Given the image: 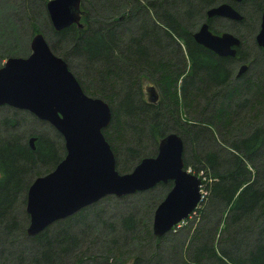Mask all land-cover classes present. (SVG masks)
<instances>
[{
    "label": "trees",
    "instance_id": "trees-1",
    "mask_svg": "<svg viewBox=\"0 0 264 264\" xmlns=\"http://www.w3.org/2000/svg\"><path fill=\"white\" fill-rule=\"evenodd\" d=\"M228 1L100 0L101 12L95 9L96 15H88L83 11L81 28L70 25L55 32L50 25L57 42L69 43L68 51L61 54L81 59L78 73L68 67L82 90L109 103L111 121L102 132L114 153L116 170L126 173L143 157L155 155L160 138L175 130L183 140L184 169L202 170L211 181H202L206 195L197 208L202 217L198 226L191 224L156 237L150 217L149 223L139 227L138 220L127 214L120 220L122 235L110 234V246L99 260L76 252L80 238L71 231L74 221L94 205L54 222L35 236L25 232V212L19 229L38 248L30 264H122L126 254H119V248L129 237L136 252L131 264H162L158 255L164 241L171 249L163 264H264V52L257 46L261 54L252 59L257 74L234 79L228 69L235 58L218 57L192 37L205 9ZM249 2L258 27L264 0ZM237 54L246 61V53L239 48ZM143 78H150L162 92L158 104L146 103L140 87ZM3 120L0 264H22L21 252L9 245L18 228L11 207L30 185L29 177L52 170L61 157L59 143L48 135L36 131L24 135L15 131L17 120ZM30 136L36 137L34 149L28 144ZM151 144L154 149L150 152L145 148ZM59 149L64 150L63 145ZM207 209L218 216L214 233L204 221ZM253 228L255 237L245 243L244 235ZM108 229L114 233L112 225ZM8 234L10 238L4 239Z\"/></svg>",
    "mask_w": 264,
    "mask_h": 264
},
{
    "label": "water",
    "instance_id": "water-1",
    "mask_svg": "<svg viewBox=\"0 0 264 264\" xmlns=\"http://www.w3.org/2000/svg\"><path fill=\"white\" fill-rule=\"evenodd\" d=\"M80 3L81 0H48L46 11L52 28L61 31L72 24L82 27ZM206 17L243 19L227 2L208 8ZM193 38L220 57L234 56L241 43L230 32H212L207 22L199 26ZM255 42L264 51V8ZM30 50L24 58L8 57L0 67V105L28 111L50 124L63 138L65 155L27 188L26 234L35 236L105 196L122 197L168 182L171 187L153 212V235L162 237L188 218L201 200V181L184 169L182 138L175 133L164 135L155 155L143 157L130 172L119 173L102 132L111 121L107 102L84 93L65 60L51 51L42 33L33 35ZM245 68L241 66L240 72ZM149 88L147 101L154 103L157 95H152L154 87ZM35 140V136L28 139L32 149Z\"/></svg>",
    "mask_w": 264,
    "mask_h": 264
},
{
    "label": "rangeland",
    "instance_id": "rangeland-1",
    "mask_svg": "<svg viewBox=\"0 0 264 264\" xmlns=\"http://www.w3.org/2000/svg\"><path fill=\"white\" fill-rule=\"evenodd\" d=\"M47 1L48 0H0V66L6 61L8 57H22V58L27 57L31 51L30 41L33 35L35 33L40 32L43 34L51 51L57 56L58 55H60L61 57L63 56V58H65L64 59L65 62L69 67L71 66V68L73 69L72 71L74 73L75 71L76 73H78L79 70H81V66H82L81 59H77V58L70 59V57L65 56L66 53H63V55L61 54L62 52H67L68 49L70 48L67 40L57 42V40L53 38L51 35V29H49L51 24L48 20L46 8L44 10ZM249 1L250 0H245V1L229 0L227 2L230 3L237 11H239V13H241L244 16V20L242 21V23L233 22L227 18H221V17L211 18L209 20L210 27L215 31L230 32L241 38L242 44L239 49L241 50L242 53L243 52L246 53L245 60L247 61V64L250 63L251 66L249 67V70L245 73V75H243L246 77L254 76L255 74L258 73L257 64L255 65L256 62H253L252 59H254V57L256 59L258 56L257 54L259 53L261 54L255 42V35L258 32L259 25L257 27V24L255 22V16L253 14V7ZM99 5H100V0H82L81 9L83 11L84 10L87 11L88 15H94V14L96 15L98 12L95 11V9L100 11ZM181 8L179 10H183V7ZM207 9H205V11ZM205 11H204V17L202 18L199 17L200 24L205 19ZM46 20H48L49 23H47ZM132 25L133 27L131 28L130 31H132L135 26V24ZM198 27L199 26H196L194 28V31L197 30ZM34 29H37L38 32H34ZM120 32L125 33V30L120 29ZM135 33L137 32L135 31ZM59 46H61V50L59 49ZM149 85L156 87V91H157L156 93L158 94L157 86L151 81H149L147 78H143L142 80H140V87L144 98L147 92L146 87H148ZM104 101L107 102L106 100ZM157 102L156 104L159 103ZM107 104L109 105L108 102ZM153 105H155V103H153ZM25 112L28 111L15 109L7 105H0V134L2 136L5 134V126L3 119L5 117H8L17 120V122L19 123L15 131L19 133H23L24 135L33 131L44 133L48 135L49 138L54 141V143H59L60 145H63V138L61 141L57 138V136L55 135L54 128L51 125H49L47 122H43L39 120L30 112L28 113H30L31 115H28ZM176 132L177 131L172 130L168 133L177 134ZM58 140L60 142H58ZM59 144L57 149L62 159L65 155V149L64 150L59 149ZM145 149L151 152L153 151L154 147H152L151 144V146L148 145ZM117 155L118 157H120L119 160L123 158V154H121L120 151L118 152ZM186 170H190V169H186ZM47 173H43L42 175H45ZM119 173H125V172H119ZM36 177H33V175H31L28 181L32 182ZM169 183H166V185L168 186ZM169 189L170 186H168L167 188L154 186L151 189L141 192H135L133 194L125 195L122 197H115L114 195H108L97 201L95 204H93L94 205L93 207H89L90 208L89 211L83 213L82 216L77 218L73 223L74 227L71 229V231L75 233L78 238H80V241L75 249L76 252L79 251L85 252L83 256L86 255L87 257L91 255L94 257H98V260L99 258H102L104 256L105 249L110 246V241H109L110 234L111 236H113L115 233L122 235V233L120 232L121 231L120 220L123 217H125L127 214H131L133 215L134 218L138 220L139 227L141 224L143 226L144 224L149 223L148 222L149 217L151 219L150 222H152V216L156 206L158 205V203H160L163 200ZM26 191L27 189L24 192L18 194L15 202L13 203V206L11 207L12 208L11 217H13V219L15 220L16 224L18 225V228H15V232L12 234V236L9 234L8 237L7 235L4 236V239H9L10 236L14 237L12 239L14 241H11L13 243H9V245H11L15 249V252L16 251L21 252V254L23 255L22 264H30V260L32 259V257L35 256L34 254L38 255L37 254L38 248H36L35 245L27 241L26 238L24 237V233L22 232L21 229H19L24 222L23 213L25 214L26 212L25 211ZM202 192L205 193V190L203 189ZM154 201L156 202L154 203ZM217 218L218 216L216 212L207 209L206 217L204 221H206V226L208 225L209 227L214 228L212 230V233H214L215 231L214 226L217 223ZM201 221H202V217L200 218L199 211L198 209H196L195 212L191 214V219L188 223L178 224V227L173 228V230L191 226V224L198 226L199 223H201ZM109 225L113 226L114 233L108 229ZM219 233H220V227L218 228L216 233L217 238ZM254 233L255 231L253 228L252 231L247 232L244 235L246 238L245 243L250 242L248 239L252 240L255 237ZM168 243H169L168 241L163 242L162 245L163 249L161 250L160 255H158V256H162V258L160 257V259H162V264L164 263V261L169 260L170 257L171 248L169 247V245H167ZM133 250H134L133 241L132 238L129 237L128 239H126V242L124 241V243L120 245L119 248V254H124V255L126 254V259L123 260L122 264L132 263L134 259V253H136L134 252L135 250L134 251ZM68 258L72 259L73 255L68 256Z\"/></svg>",
    "mask_w": 264,
    "mask_h": 264
},
{
    "label": "flooded vegetation",
    "instance_id": "flooded-vegetation-1",
    "mask_svg": "<svg viewBox=\"0 0 264 264\" xmlns=\"http://www.w3.org/2000/svg\"><path fill=\"white\" fill-rule=\"evenodd\" d=\"M81 2H82V0H81ZM210 8V7H209ZM79 21H80V23H81V18H82V16L84 15V12H83V10L81 9V3H80V11H79ZM213 18H218V17H213ZM221 18H223V17H221ZM211 18H207L206 17V11H205V19H204V21L203 22H207L208 23V27H209V29L211 30V28H210V25H209V20H210ZM243 19H244V16H243ZM242 19V20H243ZM230 20V19H229ZM241 20V21H242ZM232 21V20H231ZM241 21H233V22H237V23H239V22H241ZM202 22V23H203ZM260 22V21H259ZM201 23V24H202ZM82 24V23H81ZM200 24V25H201ZM72 25H75L76 27H78L76 24H72ZM199 25V26H200ZM52 26V25H51ZM79 28H81V27H79ZM199 28V27H198ZM196 31V30H195ZM194 31V32H195ZM212 31V30H211ZM193 32V33H194ZM212 32H214V31H212ZM214 33H217V34H219V33H221V32H218V31H216V32H214ZM237 36V35H236ZM192 37H193V34H192ZM240 38V37H239ZM194 39V38H193ZM240 40H241V38H240ZM195 41V40H194ZM198 44V43H197ZM241 44H242V41H241V43H240V45L238 46V48H240V46H241ZM199 45V44H198ZM201 46V45H200ZM203 47V46H202ZM238 48H237V50H238ZM259 49H261L260 47H258ZM208 50V49H207ZM237 50H236V53H235V55L234 56H225V57H223V58H226V57H232V58H235V60H234V62L229 66V74H230V76L231 77H233L234 79H240L248 70H249V67H251L250 66V63L249 64H247V62L246 61H243V60H240L239 58H238V54H237ZM262 50V49H261ZM210 51V50H209ZM263 51V50H262ZM212 52V51H211ZM264 52V51H263ZM213 53V52H212ZM214 54V53H213ZM214 55H216V54H214ZM217 56V55H216ZM218 57H220V56H218ZM3 65V64H2ZM1 65V66H2ZM243 65H245L246 66V68L244 69V70H242V72H240V68H241V66H243ZM0 66V67H1ZM148 79V78H147ZM228 79H230V77L228 78ZM149 81H151L152 83H154L156 86H157V84L154 82V81H152L150 78L148 79ZM149 87H151V85H149L148 87H146V94H145V99H146V101H147V99H148V96L150 97V95H147L150 91L149 90H151ZM152 87H154V86H152ZM157 88H158V94L156 93L157 91H156V87H154V90L152 89V95L154 94L155 96L157 95V99H156V101L154 102L155 104H156V102L158 101V102H160V100H161V98L163 97V94H162V92L160 91V89H159V87L157 86ZM87 95V94H86ZM157 102V103H158ZM146 103H148V104H153V103H149V101H147ZM50 125V124H49ZM62 137V136H61ZM64 145V144H63Z\"/></svg>",
    "mask_w": 264,
    "mask_h": 264
},
{
    "label": "built area",
    "instance_id": "built-area-1",
    "mask_svg": "<svg viewBox=\"0 0 264 264\" xmlns=\"http://www.w3.org/2000/svg\"><path fill=\"white\" fill-rule=\"evenodd\" d=\"M187 169H190V170H187V171L190 172V173H192V174L197 175V176L200 178V181H201V183H200V184H201V185H200L201 200H200V202L198 203V205H197L196 208H195V209H197V208H199V204L201 203L203 197L206 195V190H205V188L203 187L202 181L208 183V182L211 181V179H209L207 176H205V174H204V172H203L202 170H200V171H198V172H192L191 168H187ZM203 189L205 190V193L202 192ZM195 209H194V211H193L191 214H193V213L195 212ZM191 214L189 215L188 218H191ZM186 219H187V218H186ZM186 219H185V220H182V221H181L180 223H178V224H184V223H186ZM178 224H177L174 228L178 227ZM174 230H175V229H174Z\"/></svg>",
    "mask_w": 264,
    "mask_h": 264
}]
</instances>
